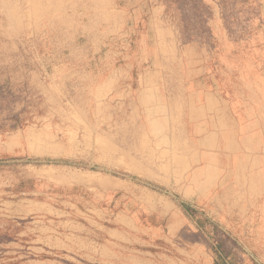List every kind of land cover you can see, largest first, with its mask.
Masks as SVG:
<instances>
[{
  "label": "rangeland",
  "instance_id": "374dc122",
  "mask_svg": "<svg viewBox=\"0 0 264 264\" xmlns=\"http://www.w3.org/2000/svg\"><path fill=\"white\" fill-rule=\"evenodd\" d=\"M136 3L0 0V264H264V0Z\"/></svg>",
  "mask_w": 264,
  "mask_h": 264
},
{
  "label": "crops",
  "instance_id": "0c3cea01",
  "mask_svg": "<svg viewBox=\"0 0 264 264\" xmlns=\"http://www.w3.org/2000/svg\"><path fill=\"white\" fill-rule=\"evenodd\" d=\"M135 1H137L135 6L130 8L127 6L118 8L115 4L114 6L112 4L114 10L108 17L106 32L103 33L100 38L97 37L95 45L101 47L105 45V43L107 44L111 39L113 40L115 36L121 38L130 36L133 33L132 48H134L135 52L128 57L129 59L121 64L117 70H123L129 73L134 66H138L141 74L149 75V80L153 78L159 80L162 75L173 72V81H175L176 70L170 68L169 63L165 62V57L161 54L160 50H158L156 25L153 20L148 17L152 13V9L147 10L146 18H142L144 13L142 5H144L147 0ZM132 16H134V19ZM139 22L141 23L140 26ZM148 32H152V35H149ZM128 38L130 39V37ZM145 64H147V66H144Z\"/></svg>",
  "mask_w": 264,
  "mask_h": 264
}]
</instances>
